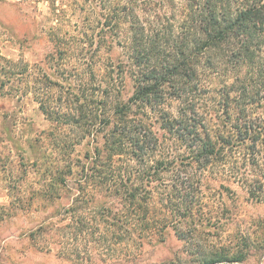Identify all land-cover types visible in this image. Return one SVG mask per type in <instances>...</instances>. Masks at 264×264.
Instances as JSON below:
<instances>
[{
	"label": "trees",
	"instance_id": "16d2710c",
	"mask_svg": "<svg viewBox=\"0 0 264 264\" xmlns=\"http://www.w3.org/2000/svg\"><path fill=\"white\" fill-rule=\"evenodd\" d=\"M46 1L57 20L82 25L73 44L55 42V58L82 75L60 82L45 72L31 89L30 64L0 52V89L30 93L61 130H82L73 143L88 136L93 147L72 156L51 140L58 164L47 166L36 194L50 202L68 194L70 203L30 231L40 251L97 264L161 241L172 227L188 240L203 225L210 170L240 175L260 199L264 0ZM243 258L223 249L201 254L200 264Z\"/></svg>",
	"mask_w": 264,
	"mask_h": 264
},
{
	"label": "rangeland",
	"instance_id": "374dc122",
	"mask_svg": "<svg viewBox=\"0 0 264 264\" xmlns=\"http://www.w3.org/2000/svg\"><path fill=\"white\" fill-rule=\"evenodd\" d=\"M81 26L74 20H57L46 0H0V52L30 64L25 86L31 89L36 77L45 72L53 80L63 82L64 77L77 82L83 72L55 58V42L73 44L82 38ZM221 81L218 78L215 84ZM125 92H131L129 83ZM167 106L177 111L176 102ZM65 130L47 119L30 93L24 94L16 86L0 89V264H73L55 251H40L29 238L32 229L55 219L70 203L68 194L51 202L36 194L47 166L58 164L56 155H49L53 151L57 154V148H66L72 156H84L93 147L88 136L80 144L73 143L82 134L79 128ZM51 140L60 146L52 147ZM237 177L224 168L206 173L201 185L203 225L188 240L181 239L172 227L161 241L147 240L140 248L126 249L114 259L105 256L109 261L97 264H200L201 254L223 249L244 258L220 264H264V188L258 200L241 176ZM156 206L162 212L159 204Z\"/></svg>",
	"mask_w": 264,
	"mask_h": 264
}]
</instances>
